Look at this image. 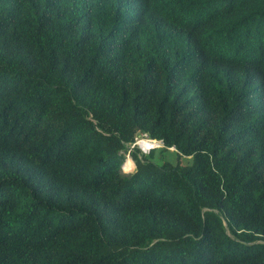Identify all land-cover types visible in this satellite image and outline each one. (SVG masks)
I'll return each instance as SVG.
<instances>
[{
  "label": "trees",
  "instance_id": "trees-1",
  "mask_svg": "<svg viewBox=\"0 0 264 264\" xmlns=\"http://www.w3.org/2000/svg\"><path fill=\"white\" fill-rule=\"evenodd\" d=\"M0 264H264V0H0Z\"/></svg>",
  "mask_w": 264,
  "mask_h": 264
},
{
  "label": "rangeland",
  "instance_id": "rangeland-1",
  "mask_svg": "<svg viewBox=\"0 0 264 264\" xmlns=\"http://www.w3.org/2000/svg\"><path fill=\"white\" fill-rule=\"evenodd\" d=\"M140 141V144H143V143H145V142H147L146 141V139H143V140H139ZM139 144V143H138ZM152 149H154L155 151V157H156V154H158L159 152H160V149L161 148H159V147H156V148H152ZM152 149H150V151L152 150ZM141 151H142V149H141ZM150 151H147V152H150ZM144 152V151H143ZM168 153V154H167ZM166 154V158H169V159H173V158H175V155L174 154H172V153H169V152H166L165 153ZM159 157H162V156H158L157 158H159ZM130 159L133 161V159L129 156V154H126V158H125V161H124V163H123V165H122V171L124 172V173H132V172H134L135 171V169H136V166H135V163H134V161H133V165L131 164L132 162L130 161ZM184 163H186V161H184ZM132 165V166H131ZM123 166H124V168H123ZM131 166V167H130ZM133 168V170H130V169H132ZM126 170V171H125ZM128 170H130V171H128ZM128 171V172H127Z\"/></svg>",
  "mask_w": 264,
  "mask_h": 264
},
{
  "label": "built area",
  "instance_id": "built-area-1",
  "mask_svg": "<svg viewBox=\"0 0 264 264\" xmlns=\"http://www.w3.org/2000/svg\"><path fill=\"white\" fill-rule=\"evenodd\" d=\"M143 140V139H142ZM146 141H150V142H158V145H156V146H154L153 148H156V147H160V146H163V143L162 142H160V141H155V140H151V139H146ZM139 142V141H138ZM138 144V143H137ZM143 151V150H142ZM148 151H150V150H148ZM144 153H149V152H147V151H144ZM123 168H124V166H123ZM130 170H133V168L132 169H130ZM130 170H128V171H130ZM126 171V170H125ZM127 171V172H128Z\"/></svg>",
  "mask_w": 264,
  "mask_h": 264
},
{
  "label": "bare ground",
  "instance_id": "bare-ground-1",
  "mask_svg": "<svg viewBox=\"0 0 264 264\" xmlns=\"http://www.w3.org/2000/svg\"><path fill=\"white\" fill-rule=\"evenodd\" d=\"M139 144H140V141L138 142ZM142 146L143 145H149V146H152L153 147V145L151 144V142L150 141H147V142H145V143H143V144H141ZM150 150V149H149ZM148 151V150H147Z\"/></svg>",
  "mask_w": 264,
  "mask_h": 264
},
{
  "label": "water",
  "instance_id": "water-1",
  "mask_svg": "<svg viewBox=\"0 0 264 264\" xmlns=\"http://www.w3.org/2000/svg\"><path fill=\"white\" fill-rule=\"evenodd\" d=\"M137 145H138V147H139L140 149H142L141 146H140V144H137Z\"/></svg>",
  "mask_w": 264,
  "mask_h": 264
}]
</instances>
